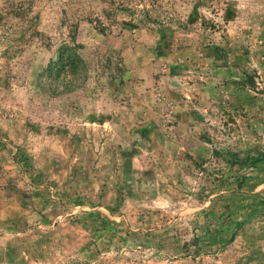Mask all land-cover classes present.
I'll list each match as a JSON object with an SVG mask.
<instances>
[{"label":"rangeland","instance_id":"rangeland-1","mask_svg":"<svg viewBox=\"0 0 264 264\" xmlns=\"http://www.w3.org/2000/svg\"><path fill=\"white\" fill-rule=\"evenodd\" d=\"M0 264H264V0H0Z\"/></svg>","mask_w":264,"mask_h":264},{"label":"trees","instance_id":"trees-1","mask_svg":"<svg viewBox=\"0 0 264 264\" xmlns=\"http://www.w3.org/2000/svg\"><path fill=\"white\" fill-rule=\"evenodd\" d=\"M64 59H63V57L60 59V62H62ZM70 61H71V59H70ZM70 64H75L74 62H71ZM72 66V65H71ZM73 72H75L76 74H77V68H76V65L75 66H73ZM75 74V75H76Z\"/></svg>","mask_w":264,"mask_h":264}]
</instances>
